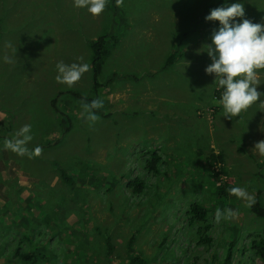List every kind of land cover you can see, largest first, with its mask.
Instances as JSON below:
<instances>
[{"label":"rangeland","instance_id":"rangeland-1","mask_svg":"<svg viewBox=\"0 0 264 264\" xmlns=\"http://www.w3.org/2000/svg\"><path fill=\"white\" fill-rule=\"evenodd\" d=\"M242 2L245 18L264 23V0ZM224 3L107 0L94 16L73 0H0V264H129L136 257L144 264H193L209 248L200 240L210 235L215 248L234 247L233 264H264L254 249L264 238V218L251 211L257 198L264 206V154L254 151L264 140V106L258 101L240 118L222 117V89L205 72L210 57L199 51L219 26L206 15ZM104 34L119 40L108 43L95 91L91 41ZM173 51L177 59L165 67ZM61 61L88 70L72 84L61 82ZM257 79L264 92L263 70ZM72 90L90 101L63 96L55 108L56 93ZM91 99L103 101L95 123L83 107ZM25 135L31 139L15 150L4 146ZM210 150L224 151L221 182L240 187L241 195L215 194L214 174L199 153ZM154 153L163 160L158 174L146 165ZM16 156H28L26 166ZM17 178L29 179L33 192ZM136 178L145 184L139 195L128 187ZM24 191L32 197L22 199ZM195 203L208 208L212 231L189 216ZM226 209L236 215L218 221L217 210ZM18 232L23 236L10 242ZM219 255H209L217 258L212 264H224Z\"/></svg>","mask_w":264,"mask_h":264},{"label":"clouds","instance_id":"clouds-1","mask_svg":"<svg viewBox=\"0 0 264 264\" xmlns=\"http://www.w3.org/2000/svg\"><path fill=\"white\" fill-rule=\"evenodd\" d=\"M74 7L84 8L92 15L101 14L106 7L107 0H73ZM240 18V19H238ZM205 20L219 22V26L211 33V42L205 43L200 52H206L211 63L205 72L214 75L216 87L222 89L219 104L222 107V117L233 119L248 110L259 101L264 106V92L258 91L261 85L257 79L258 72L264 70V23H254L245 18V7L242 0L225 3L210 10ZM88 70L86 64L67 65L63 61L57 64V80L72 84ZM102 100H93L90 104L83 105L87 112L88 121L95 123L100 119L96 109L102 107ZM264 111V110H262ZM28 133L29 126L21 130ZM31 137L25 135L23 141H5V147L15 150L17 144H23ZM38 154L40 149L37 148ZM254 151L264 154V140L255 144ZM236 195H241L244 190L234 187L230 190ZM236 215L232 209L223 212L217 210L216 219L227 220Z\"/></svg>","mask_w":264,"mask_h":264},{"label":"trees","instance_id":"trees-1","mask_svg":"<svg viewBox=\"0 0 264 264\" xmlns=\"http://www.w3.org/2000/svg\"><path fill=\"white\" fill-rule=\"evenodd\" d=\"M1 38H0V42H1ZM28 40V39H27ZM30 40V38H29ZM110 40H114V43L116 44L117 41L119 40L117 37L112 36L110 34H104L99 36L96 41H91V48L93 51V59H92V69H93V80H94V87H95V91H97L101 84L98 82V79L101 75V71L105 62V59L110 55V50L108 49V43H110ZM177 59V55L175 54V51L172 52L171 56L169 57L167 64L165 67H168L170 65H172L173 63H175ZM264 71V70H263ZM112 81V79H111ZM71 99L72 101L75 100H80L88 103L90 100H87L85 98V96H83L81 93L76 92L74 90L72 91H67V92H57L55 98H53V104H55V108L57 106V104L59 105V101L60 100H65V99H61L62 97ZM217 96L218 98H220L221 94L220 92H217ZM72 97V98H70ZM93 100H97V99H91V101ZM60 108H62L60 106ZM63 110H67V108H63ZM63 110L61 111V109H59L58 111H61V114L63 113L64 116V112ZM216 111V109H215ZM10 117L12 118V114ZM64 121V120H63ZM68 121L70 122V119H68ZM53 123V122H51ZM65 123V122H63ZM61 123V124H63ZM55 124V123H53ZM70 128H66V131H62V136L69 131ZM7 131L9 133H11V128L8 127ZM224 151L221 150L220 153L216 154L214 151L210 150L209 152L205 151V153L203 152H199L200 155H204L205 157V165L203 167H205L206 169H209L210 172H212L214 174V180H215V194L216 191L218 189L219 191V195H220V199H223L224 197L227 198V200H229V198H233L236 195L234 193H232L230 190L234 187L232 186H228L227 184H224L223 182H221V176L225 175L227 176L226 173V169H225V155L223 153ZM145 153H149V152H145ZM163 164V160L162 157L157 154L154 153L153 155H151V157L149 159H147L146 165H147V170L149 172H154L156 174H158V169L160 168V166ZM62 177L65 179V181L67 182V184H70L69 182H71L69 179L66 178L65 174L61 172ZM222 184V185H221ZM220 185V186H218ZM136 187L139 188V193L138 190H133V192L135 194H141L143 192V190L145 189V184L143 182V180L136 178L131 182H128V187L132 188V187ZM261 194V193H258ZM43 198V197H42ZM219 199V200H220ZM43 203V201H42ZM251 211L258 217L260 218H264V206L261 204V200L260 198L255 199V201L252 203L251 206ZM189 216L190 214H193V217L195 218V220L197 221H204L206 225L207 230L212 231L213 225H210L209 223L206 222V217L209 215V211L208 208L205 206H200L198 204H193L190 206L189 208V212H188ZM37 219H39L38 217H36ZM29 222V217L28 215H26V218H23L21 220V227H25L28 226ZM23 224V225H22ZM22 228V230H23ZM98 228V227H97ZM24 231V230H23ZM212 233V232H211ZM211 235L207 236L205 239H201L200 242L202 245L208 246L209 248L208 250H205V255L201 254L198 257L195 258V261L193 264H200L201 262H205V264H212L214 262L217 261V258L214 257V262L211 261V259L213 258L212 256L209 255H213V253H217L220 254L219 256L223 259V263L224 264H233L232 262V258H233V254L237 251L234 250V247L229 248L227 251H225L224 247L222 248H215V245L212 241ZM136 242V237H132L129 241V247H132L134 245V243ZM255 246L254 249L258 251V257L264 262V238H262V236H259L255 241ZM110 244V243H109ZM108 244V255L111 256L112 255V250L113 247L109 246ZM212 250V251H211ZM227 254V256H224L223 254ZM209 253V255H207ZM202 255H204V258H202ZM219 259V257H218ZM144 260L141 257H136L135 259H131L129 261V264H144L143 262ZM68 263V262H67ZM67 263H60V264H67ZM68 264H73V263H68ZM99 264H104V262H99ZM215 264H219V263H215Z\"/></svg>","mask_w":264,"mask_h":264},{"label":"crops","instance_id":"crops-1","mask_svg":"<svg viewBox=\"0 0 264 264\" xmlns=\"http://www.w3.org/2000/svg\"><path fill=\"white\" fill-rule=\"evenodd\" d=\"M4 117H5V114H1L0 113V125H2L5 121H4ZM11 141V140H10ZM14 144H15V142H13ZM17 146V145H16ZM13 158V157H12ZM30 159V158H29ZM27 160H28V156H25V157H19V156H16V161H18L19 163H20V167H23L24 165L26 166V163H27ZM38 165V164H37ZM39 165L34 169V171L33 172H38L39 171ZM34 177H35V175H34ZM28 178V177H27ZM29 179H24V180H21V178H17V180H16V183L18 184V185H22V187H24V188H27V189H29L31 192H33L29 187H27L26 186V181H28ZM25 181V182H24ZM30 181V180H29ZM9 182V181H8ZM7 182V183H8ZM20 182H22V184L20 183ZM24 182V183H23ZM31 182V181H30ZM32 197V194L29 192V191H24L22 194H21V198L22 199H26V200H28L29 198H31ZM43 203H45V201H43ZM23 219V218H22ZM22 219H20L19 220V225H21V220ZM10 220H13V218H11V219H9V224H11V222H10ZM11 232H13V231H11ZM16 235H18V237H15V238H12L11 240H10V242H12V243H15V242H17L18 241V239L20 238V237H22L23 236V233L21 234L20 232H18V234H16ZM15 235V236H16Z\"/></svg>","mask_w":264,"mask_h":264}]
</instances>
